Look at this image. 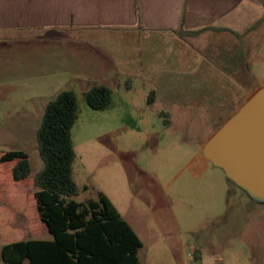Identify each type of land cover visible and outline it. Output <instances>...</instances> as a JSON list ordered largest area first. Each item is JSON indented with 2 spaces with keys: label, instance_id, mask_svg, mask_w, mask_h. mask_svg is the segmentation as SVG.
Segmentation results:
<instances>
[{
  "label": "rangeland",
  "instance_id": "rangeland-1",
  "mask_svg": "<svg viewBox=\"0 0 264 264\" xmlns=\"http://www.w3.org/2000/svg\"><path fill=\"white\" fill-rule=\"evenodd\" d=\"M248 1L250 12L225 23L237 32L264 12V0ZM96 85L111 91L103 111L83 98ZM260 87L264 20L240 38L208 32L182 42L161 34L0 32V156L19 151L31 166L29 179L15 183V162H0V251L49 238L33 199L43 167L36 131L47 102L71 89L79 111L73 176L88 187L76 200L103 193L140 239V264H264V199L202 154Z\"/></svg>",
  "mask_w": 264,
  "mask_h": 264
},
{
  "label": "trees",
  "instance_id": "trees-1",
  "mask_svg": "<svg viewBox=\"0 0 264 264\" xmlns=\"http://www.w3.org/2000/svg\"><path fill=\"white\" fill-rule=\"evenodd\" d=\"M259 19L249 30L263 22ZM85 103L94 111L110 106L111 91L96 85L83 93ZM154 100L150 92L148 103ZM76 93L60 91L44 109L36 131L38 155L42 169L32 180L37 220L48 239L13 241L1 247L4 264H140L138 251L142 243L130 225L101 192L97 199L77 201L87 186L79 187L73 176L75 151L71 130L78 119ZM14 161L13 182L29 179L28 156L19 151L1 154L0 162Z\"/></svg>",
  "mask_w": 264,
  "mask_h": 264
},
{
  "label": "crops",
  "instance_id": "crops-1",
  "mask_svg": "<svg viewBox=\"0 0 264 264\" xmlns=\"http://www.w3.org/2000/svg\"><path fill=\"white\" fill-rule=\"evenodd\" d=\"M247 1L0 0V32H111L136 35L143 39L161 34L171 35L181 42L184 38L196 39L208 32L240 38L258 28L262 23L249 30L264 16L263 12L242 33L227 26L225 23L237 12L246 14L251 11ZM18 215L23 217L20 213ZM32 237L35 238L30 239H38Z\"/></svg>",
  "mask_w": 264,
  "mask_h": 264
},
{
  "label": "water",
  "instance_id": "water-1",
  "mask_svg": "<svg viewBox=\"0 0 264 264\" xmlns=\"http://www.w3.org/2000/svg\"><path fill=\"white\" fill-rule=\"evenodd\" d=\"M203 157L256 199H264V87L204 144Z\"/></svg>",
  "mask_w": 264,
  "mask_h": 264
}]
</instances>
